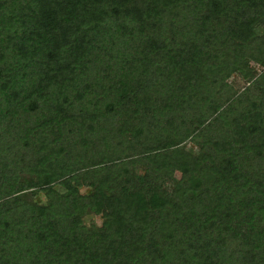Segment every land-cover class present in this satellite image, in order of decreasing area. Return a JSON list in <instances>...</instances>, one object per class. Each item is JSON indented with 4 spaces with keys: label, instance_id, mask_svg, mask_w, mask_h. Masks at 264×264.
Here are the masks:
<instances>
[{
    "label": "trees",
    "instance_id": "trees-1",
    "mask_svg": "<svg viewBox=\"0 0 264 264\" xmlns=\"http://www.w3.org/2000/svg\"><path fill=\"white\" fill-rule=\"evenodd\" d=\"M0 264H264V0H0Z\"/></svg>",
    "mask_w": 264,
    "mask_h": 264
},
{
    "label": "rangeland",
    "instance_id": "rangeland-1",
    "mask_svg": "<svg viewBox=\"0 0 264 264\" xmlns=\"http://www.w3.org/2000/svg\"><path fill=\"white\" fill-rule=\"evenodd\" d=\"M262 30H261V28H255L254 29V32L256 33V34H260V32H261ZM247 69H249V70H253L254 72H255V76L254 77H256V75L257 74H259L262 70H263V68L259 65V64H257V63H255V62H253L252 60H249L248 62H247ZM233 77V78H232ZM232 77H230L227 81L228 82H230L231 81V85H232V83L234 82V81H239L238 82V85L240 86H245V85H247V84H245V82H243L242 80H240V79H238L237 77H234V76H232ZM184 147H185V149H192L193 151H195L196 150V146L193 144V143H189V142H185L184 143ZM20 179L22 180V181H24V182H27V181H32L33 180V177L32 176H30V175H28V174H21L20 175ZM54 187L57 189V190H59V191H62V188L59 186V185H57V184H55L54 185ZM80 191L81 192H84L85 191V189L84 188H80ZM16 196H18V197H20V198H23L24 200H26V201H28V202H39V203H44V201H45V197H44V195L42 194V192H40V191H38V190H35V189H29V190H25V191H22V192H19ZM100 217H99V215H97V214H93V213H89V214H86L85 216H83L82 218H81V222H82V224H84V225H88L89 223H94V224H96V225H99L100 224Z\"/></svg>",
    "mask_w": 264,
    "mask_h": 264
}]
</instances>
